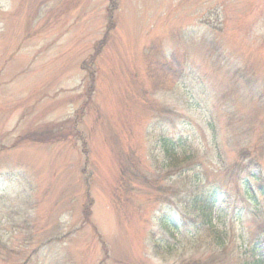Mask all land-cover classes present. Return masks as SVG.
<instances>
[{
  "label": "rangeland",
  "instance_id": "rangeland-1",
  "mask_svg": "<svg viewBox=\"0 0 264 264\" xmlns=\"http://www.w3.org/2000/svg\"><path fill=\"white\" fill-rule=\"evenodd\" d=\"M118 2L78 117L109 0H0V264H264L257 183L191 207L243 150L264 183V0Z\"/></svg>",
  "mask_w": 264,
  "mask_h": 264
},
{
  "label": "trees",
  "instance_id": "trees-1",
  "mask_svg": "<svg viewBox=\"0 0 264 264\" xmlns=\"http://www.w3.org/2000/svg\"><path fill=\"white\" fill-rule=\"evenodd\" d=\"M118 0H109V6H108V27L104 33V36L99 40L95 51L90 55V59L87 62H84L82 65L83 69L87 71L88 78L90 80V83L87 87V99L82 105V107L77 110V116L80 117L83 115L85 107L88 103V101L91 99L94 90H95V80H96V68L95 64L97 61V57L100 55L102 49L107 44V41L109 39L111 30L116 27V21H115V13L119 7ZM55 127V126H54ZM55 129H52L50 133H53ZM80 133V131H78ZM69 134H59V133H53L52 136L49 139H46L45 142H53L55 140H58L57 138L67 137ZM24 138L30 139L33 141H44L42 137H39L34 132H28L23 136L20 140H23ZM83 146H84V153L88 154V147L86 145V141L83 137ZM166 151L169 155V157L173 160V167L181 168L184 165V162L188 160V156L186 153H183L182 156L177 153V151L172 149L171 147H166ZM185 154V155H184ZM243 157L250 158V151L249 150H243L240 152L239 157L233 162L231 166L225 167L224 174L226 176V180L229 179V182H226L224 185L221 184H215L208 187H202L200 186L198 188V191L193 193V201L191 203L192 210L195 213H199L200 216L204 217V219H207V223L213 227L211 214L212 211L216 205V203L219 201L220 197L224 195V197H227L228 192V185L230 182H235L240 185L242 183V186L246 193H254V183H257L258 191L261 195H264V183H262V177L261 175H255L253 174L251 168H252V161L248 162L247 164H244ZM243 174L245 175V178H243ZM198 185V184H197ZM201 188V189H200ZM197 190V188H194V191ZM92 199H90L89 203H86L85 209H84V216L86 218L89 217L90 211H88L91 208ZM85 219V218H84ZM88 221V220H86ZM225 244L226 242L223 239H219L217 242V246L221 248V251L218 249H215V252L209 257L210 260L205 262L204 264H214L216 260L221 256H223L225 251ZM258 245H262V248L264 250V234L260 237V241L258 242ZM256 247L251 249L249 252L251 253L250 260L246 261L244 264H263L262 259H260V255L256 251ZM189 264H201L197 261H193Z\"/></svg>",
  "mask_w": 264,
  "mask_h": 264
}]
</instances>
